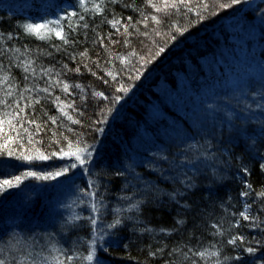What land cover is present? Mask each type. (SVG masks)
<instances>
[{
	"label": "trees",
	"instance_id": "1",
	"mask_svg": "<svg viewBox=\"0 0 264 264\" xmlns=\"http://www.w3.org/2000/svg\"><path fill=\"white\" fill-rule=\"evenodd\" d=\"M250 1L0 0V121L19 113L7 150L0 134L4 264H264V0Z\"/></svg>",
	"mask_w": 264,
	"mask_h": 264
},
{
	"label": "snow or ice",
	"instance_id": "2",
	"mask_svg": "<svg viewBox=\"0 0 264 264\" xmlns=\"http://www.w3.org/2000/svg\"><path fill=\"white\" fill-rule=\"evenodd\" d=\"M184 3H186V0H175V2H172V3H169L168 0H165L163 8L157 7L156 5H153V7H156V10L159 12V11H163L164 9H166L168 7H173L174 8L178 4H184ZM95 7L97 9H99L100 6L99 5H95ZM114 23H119V22L118 21H115ZM45 27H46V25H27L26 26V28H27V30L29 32H32L33 34H36V35H39L40 34V30L43 29V28H45ZM56 35L60 36L61 33L60 32H57ZM41 38H44V37L41 36ZM160 51H163V49H160ZM25 70L27 71V69H25ZM76 71H79V69L77 68ZM4 79L7 80V77H4ZM63 87H64V90L65 91H68V87L69 86L67 84H65ZM121 90L123 91L125 89H121ZM45 91H47V90H45ZM8 94L11 95L10 92ZM57 99H59V98L57 97ZM65 107H71V105H65ZM19 111L20 112H23L24 109L23 108H20ZM61 111H62V114L67 115V113H64L63 112V108H61ZM18 115H19V113H13L12 114V119H8L7 118V114H6L5 119L2 120V121H0V134H3L5 136V139H6V143L4 145L5 150H7V142L8 141H12L13 140V137L10 136V135H8L7 132H5V129H4L3 125L4 124H7L10 131L16 132L17 125L13 123V120L16 119V117ZM68 119H71V116H68ZM53 122H55V121L53 120ZM29 123L35 124V121H29ZM19 126H20V128H23V125L22 124H20ZM23 131L25 133H27L28 132V129L23 128ZM37 131H39V126H37ZM16 139H19V133H17ZM29 143H31V141H29ZM61 151L63 152L64 155H72V156H76L77 159H80V156L77 155V152L82 151V150L81 149H77V152H64V150L62 149ZM13 154H14L13 151H8V155H13ZM52 155L54 156L55 153H53ZM21 158L22 159H32V157H30V156H24L23 154H21ZM36 158H38V159H49L50 157L41 154L40 156H38ZM72 167H75V165H72ZM60 174H62V173H56L55 175H60ZM28 175H33V173H28ZM15 180H16V182H19L20 181V177H16ZM11 185H12V181H10V180H4L3 181V184L0 185V186H11ZM244 195H247V193L245 192ZM241 215L244 217V219H248V216L245 215L244 213H241ZM234 242H235V238L232 241H230V243H234ZM249 251H251V249H249ZM86 259H88L89 261H91L93 259V257H92V255H89V256L86 257ZM0 264H4V262L2 260H0Z\"/></svg>",
	"mask_w": 264,
	"mask_h": 264
},
{
	"label": "rangeland",
	"instance_id": "3",
	"mask_svg": "<svg viewBox=\"0 0 264 264\" xmlns=\"http://www.w3.org/2000/svg\"><path fill=\"white\" fill-rule=\"evenodd\" d=\"M175 93L176 92H174L173 94H171V96L169 98L170 99L169 101L176 102V101L179 100V98L177 96L178 93L177 94H175ZM158 107H159V105H156V104L153 105L152 114H159V113H161L162 109H160ZM137 157L138 156H136V159H137ZM66 203H67L66 200L62 198V200L60 201L59 205L57 206V207H59V212H61V214H69L70 213V209H69V207L67 208V204Z\"/></svg>",
	"mask_w": 264,
	"mask_h": 264
},
{
	"label": "water",
	"instance_id": "4",
	"mask_svg": "<svg viewBox=\"0 0 264 264\" xmlns=\"http://www.w3.org/2000/svg\"><path fill=\"white\" fill-rule=\"evenodd\" d=\"M255 1H256V0H252V1H250V2L247 4V6L250 5L251 3L255 2Z\"/></svg>",
	"mask_w": 264,
	"mask_h": 264
}]
</instances>
